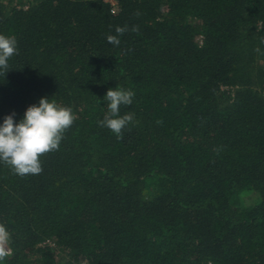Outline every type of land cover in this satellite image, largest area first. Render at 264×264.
<instances>
[{"label":"trees","instance_id":"16d2710c","mask_svg":"<svg viewBox=\"0 0 264 264\" xmlns=\"http://www.w3.org/2000/svg\"><path fill=\"white\" fill-rule=\"evenodd\" d=\"M17 1L0 125L41 98L77 118L41 174L0 162V264H264V0ZM116 87L121 140L97 123Z\"/></svg>","mask_w":264,"mask_h":264},{"label":"clouds","instance_id":"9594fccd","mask_svg":"<svg viewBox=\"0 0 264 264\" xmlns=\"http://www.w3.org/2000/svg\"><path fill=\"white\" fill-rule=\"evenodd\" d=\"M139 15V12L136 13ZM129 28L127 25L115 27V35H108L107 41L115 46L120 45V36ZM138 32L139 26L131 27ZM261 43H264L262 39ZM18 54L17 41L14 36L0 34V75L8 72V61ZM134 91L116 87L109 88L104 97L108 102V111L98 126L105 127L114 133L118 140L123 139V130L135 120V114L128 112L120 115V107L131 106ZM15 113L5 116L0 125V162L7 165L13 174L20 177L38 175L43 171L41 156L57 151L64 138V133L73 125L76 116L71 107H62L55 100L41 98L39 104L29 106L19 123L14 122ZM11 233L0 224V261L12 253Z\"/></svg>","mask_w":264,"mask_h":264},{"label":"rangeland","instance_id":"374dc122","mask_svg":"<svg viewBox=\"0 0 264 264\" xmlns=\"http://www.w3.org/2000/svg\"><path fill=\"white\" fill-rule=\"evenodd\" d=\"M1 1L4 2V3H7L8 0H1ZM13 2H14V4H16L18 1L17 0H13ZM192 24L197 25L198 23L196 21H192ZM200 39H201L200 37H197V39H196L197 42H199ZM243 196H244L243 200L246 201V202H249L251 199L254 198L252 193L251 194H246V195H243ZM55 258H56L57 263H61V262H63L66 259V254L57 250Z\"/></svg>","mask_w":264,"mask_h":264},{"label":"built area","instance_id":"2783aa9c","mask_svg":"<svg viewBox=\"0 0 264 264\" xmlns=\"http://www.w3.org/2000/svg\"><path fill=\"white\" fill-rule=\"evenodd\" d=\"M99 1L109 6L110 13L112 15H115L116 13H118L119 8H118V4L116 0H99Z\"/></svg>","mask_w":264,"mask_h":264}]
</instances>
